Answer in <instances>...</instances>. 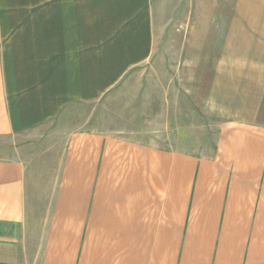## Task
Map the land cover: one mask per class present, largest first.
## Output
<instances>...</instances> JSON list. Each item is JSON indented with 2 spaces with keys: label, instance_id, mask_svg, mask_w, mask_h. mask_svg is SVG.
Listing matches in <instances>:
<instances>
[{
  "label": "crops",
  "instance_id": "1",
  "mask_svg": "<svg viewBox=\"0 0 264 264\" xmlns=\"http://www.w3.org/2000/svg\"><path fill=\"white\" fill-rule=\"evenodd\" d=\"M152 55L151 0H0V138L38 145L0 159V264H264V118L201 149L87 125Z\"/></svg>",
  "mask_w": 264,
  "mask_h": 264
},
{
  "label": "rangeland",
  "instance_id": "2",
  "mask_svg": "<svg viewBox=\"0 0 264 264\" xmlns=\"http://www.w3.org/2000/svg\"><path fill=\"white\" fill-rule=\"evenodd\" d=\"M151 17V60L86 107L88 126L149 142L175 132L201 149L219 122L264 118L233 112L264 103V0H151ZM220 97L231 113L212 109ZM37 149L29 135L0 138V159Z\"/></svg>",
  "mask_w": 264,
  "mask_h": 264
}]
</instances>
